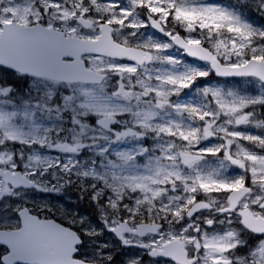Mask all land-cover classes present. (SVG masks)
Instances as JSON below:
<instances>
[{
	"label": "snow or ice",
	"instance_id": "snow-or-ice-1",
	"mask_svg": "<svg viewBox=\"0 0 264 264\" xmlns=\"http://www.w3.org/2000/svg\"><path fill=\"white\" fill-rule=\"evenodd\" d=\"M85 6H90L83 13L85 20L91 16L99 26L110 25L127 34L124 46L128 55L118 57L116 66L126 71L129 80L136 81L133 90H139L145 101L151 97L149 103L154 109L143 113L133 129L121 132L113 128L117 139L134 135L140 146L135 154H115L120 163L112 164L114 186L106 195L108 204L122 209V213L121 222L104 218L108 231L125 247L144 249L151 264H215L217 260L221 264H264V231L249 228L238 211L246 207L250 214L264 217V135L238 130L264 127V120L255 119L264 107V26H257L252 19L264 18V0H243L241 6L246 12L201 0H81V7ZM157 35L166 39H156ZM170 50L178 55H171ZM186 58L191 62L185 63ZM157 63L163 67H148ZM113 75L119 89L125 81L121 74L113 71ZM28 76L21 73L17 77L9 67H0V96L6 98L0 101V202L7 201L5 209L12 208L17 218L26 213L39 219L27 203L21 207L8 199L19 188L47 190L35 178L49 175L51 167L46 161L50 164L51 158L42 159L33 150L60 149L49 143L47 135H39L37 111L57 113L58 119L69 116L66 122L75 128L86 122L97 127L98 117L88 109L106 97L99 90L78 96L74 89L65 88L62 95L50 92L51 98L41 102L31 97L36 85ZM216 77L251 78L260 92L251 95L209 85L208 81ZM105 79L97 76V84L102 86ZM201 82L204 86L197 88L201 103L179 99L184 90ZM25 90L28 95L17 100L16 94ZM167 110L177 119L152 122ZM21 118L32 122L36 134L31 140L25 139L18 124ZM149 136L154 141L151 147L142 144ZM13 145L20 147L12 150ZM209 161L218 167L206 168ZM53 166L66 172L75 167L58 158ZM233 168L242 174L230 177L224 173V169ZM116 170L128 174L117 176ZM209 186H230L239 191L206 193ZM104 198L105 193L92 196L94 200ZM40 211L52 212L49 208ZM141 212L144 223L135 232L141 237L145 233L151 236L136 242L125 234L133 231L128 227L129 218L135 221ZM61 226L75 233L73 260L87 264L91 233L84 228L83 219L77 221L69 215L67 220L61 218ZM242 232L259 237L243 255L238 254L246 243L240 239ZM0 245V264H17L23 252L21 237L0 232ZM107 259L111 264L113 257ZM143 259L138 257L134 264H142Z\"/></svg>",
	"mask_w": 264,
	"mask_h": 264
},
{
	"label": "rangeland",
	"instance_id": "rangeland-1",
	"mask_svg": "<svg viewBox=\"0 0 264 264\" xmlns=\"http://www.w3.org/2000/svg\"><path fill=\"white\" fill-rule=\"evenodd\" d=\"M203 3L220 5L218 3H212L209 0H201ZM226 5H221L227 8H237L241 11H245L241 5L243 0H224ZM41 8H40V7ZM90 10V6L81 7V0H0V25L6 21H16L21 24H28L31 22L45 21L48 24L53 22L56 23H69L73 22L72 19L76 16V11L79 15H83L84 11ZM43 13H47L44 15ZM95 21L91 16L89 17ZM254 22L257 26H260L259 23L264 25V18L253 16ZM96 22V21H95ZM116 38L121 41H124V36L118 31L116 32ZM142 38V37H141ZM171 55H178L175 50L171 51ZM191 61H185L189 63ZM91 65L96 70L100 69H116L122 72L125 82H130L128 79V74L123 68H118L116 65L110 63L99 62L98 60H92ZM149 68H160L163 67L161 64H152L148 66ZM135 81V80H133ZM136 83V81H135ZM211 86H222L225 90L234 89L239 90L240 93L257 95L260 92L258 85L253 83L251 79L247 81L244 80L240 84H229L228 86L223 83L213 82ZM35 89L37 91H48L50 87L44 84H35ZM202 85L198 84L192 89H188V92H183L179 98L181 101L190 102L192 104H199L202 102V97L197 92V88H202ZM94 89L86 87H77L75 88L76 94L83 95L85 92L91 93ZM113 94V93H112ZM104 95V94H103ZM118 95V93L116 94ZM116 95H104L106 100L101 103H92L89 106V111L95 113L96 117L103 116H120L122 113L132 114V120L129 123L128 127L131 128V123H139L142 120V114L146 112L153 111L149 101H145L142 98V94L138 90L137 94L131 95L127 94L128 99L122 102ZM91 99V97H89ZM6 98L0 96V101L5 100ZM129 102L133 104L128 105ZM147 108V109H146ZM166 112V111H164ZM168 113L167 120L166 118H161L162 113L152 121L154 124L164 123L169 120H175L177 117L175 114ZM82 114V113H81ZM161 119H160V118ZM256 120H264V110L260 108V115L255 118ZM18 124L23 129L24 137L26 140H31L32 137L36 134L34 128L32 127L31 120H26L21 118L18 121ZM36 124L40 126L39 135L48 136L49 143L55 147L57 144H63L65 140L70 146H74V154H59L57 152H49L47 149L38 150L34 149L33 154L37 152L41 155V158L45 157L51 158V163L49 164L46 161V165L51 167V171L47 176H37L35 181L42 186H47V190L41 191L40 193H35L34 191H24L17 190L12 197L8 198L13 203H19L21 207L28 204V207L35 210L41 218H61L67 220L68 216L76 217L77 221L83 219L84 228H86L91 235L87 238L88 242V251L89 255L88 261H101L106 259L108 256L112 255V250H118L119 254L122 256V262L120 264H134L137 261L138 257L143 256V253L133 249L119 250L117 243L112 237H109L106 230L105 224L102 222L104 218H107L106 213L103 211L102 207H99L97 202L101 200L92 199L93 195L97 193H105L104 201L107 202L106 193L114 186L113 181V163H120L116 157V153H133L140 146L137 142L136 136L135 141L126 140V137L120 139H115V136H109L103 133L101 130H98L96 127H90L89 123H85L80 128L68 129L65 131L62 127V122L57 118L56 113H49L47 111H37L36 113ZM246 133L260 134L264 135V127L256 129L252 126L241 127L238 129ZM63 133V134H62ZM133 137L134 135H128ZM14 138V137H11ZM111 139V142H109ZM213 143L218 141H212ZM152 140L142 141V144L147 147L153 145ZM19 145H13L12 150L18 149ZM59 159L61 162H67L69 167L75 165L72 168V171L66 172L62 169H57L53 165L56 159ZM139 162V161H138ZM206 168L218 167L215 161H209ZM230 177H235L241 175L239 169H224ZM127 172H121L119 170L115 171V175L124 176L127 175ZM47 177V179H46ZM41 182V184H40ZM95 185V187H94ZM68 187L74 188V197L70 195H65L64 191ZM219 188L218 186H209L205 189V192H214L213 190ZM232 187H225L223 189H230ZM83 195L87 198L86 202H94L96 204L95 213L92 215H85L77 210V199ZM207 199L209 197L206 196ZM7 202V201H5ZM0 202V229H11L17 228L19 225L18 218L14 214L12 208L5 209L4 203ZM74 204V207L72 206ZM41 208H49L52 212H42ZM54 213V214H53ZM108 219V218H107ZM68 223L71 224V220H68ZM167 227V225L165 226ZM218 250H222V245H213ZM114 248V249H113ZM142 264H151L147 260H143ZM215 264H221L219 260Z\"/></svg>",
	"mask_w": 264,
	"mask_h": 264
},
{
	"label": "water",
	"instance_id": "water-1",
	"mask_svg": "<svg viewBox=\"0 0 264 264\" xmlns=\"http://www.w3.org/2000/svg\"><path fill=\"white\" fill-rule=\"evenodd\" d=\"M85 53L118 58L127 56L128 50L111 43L104 35L91 43L64 38L60 33L38 26L22 27L16 24H5L0 32V66L19 73L46 77L56 74L62 81H69L74 77V81L97 82L93 79L95 77H91L95 75L85 70L80 61L81 55ZM63 58L74 59V67L62 66L60 61ZM112 122V118H106L98 121V124L103 126V123ZM240 214L243 222L253 231H264L263 219H257L261 223H252L248 217H244V212ZM19 218L20 229L3 232L6 235L16 233L21 237L23 252L17 257V263L77 264L72 257L75 251L73 245L77 243L74 232L53 220L40 221L26 213ZM131 234L140 235L137 232Z\"/></svg>",
	"mask_w": 264,
	"mask_h": 264
},
{
	"label": "flooded vegetation",
	"instance_id": "flooded-vegetation-1",
	"mask_svg": "<svg viewBox=\"0 0 264 264\" xmlns=\"http://www.w3.org/2000/svg\"><path fill=\"white\" fill-rule=\"evenodd\" d=\"M81 32H82V34H86L87 36H82V37H86V38H88L90 35H89V33H87L88 31H86V30H83V29H81L80 30ZM81 34V35H82ZM72 35L74 36V33H72ZM37 80V79H36ZM33 81H35V80H33ZM43 82H48L49 84H52V86H54L55 88H57L58 90L61 88H68V89H74V85H61V84H57V83H55V82H53V81H44L43 80ZM117 123L114 125V126H112V127H109L107 130H105L106 132H113V128L114 129H116L117 128ZM73 149V148H72ZM72 149H71V151H72ZM73 152V151H72Z\"/></svg>",
	"mask_w": 264,
	"mask_h": 264
},
{
	"label": "bare ground",
	"instance_id": "bare-ground-1",
	"mask_svg": "<svg viewBox=\"0 0 264 264\" xmlns=\"http://www.w3.org/2000/svg\"><path fill=\"white\" fill-rule=\"evenodd\" d=\"M72 21H74V18L72 19Z\"/></svg>",
	"mask_w": 264,
	"mask_h": 264
}]
</instances>
